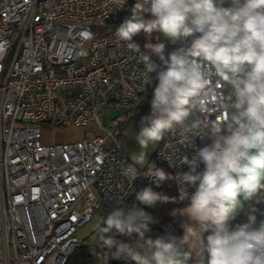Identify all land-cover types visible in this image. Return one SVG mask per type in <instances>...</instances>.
<instances>
[{"label":"built area","instance_id":"1","mask_svg":"<svg viewBox=\"0 0 264 264\" xmlns=\"http://www.w3.org/2000/svg\"><path fill=\"white\" fill-rule=\"evenodd\" d=\"M134 3L0 0V264H65L81 244L77 228L95 212L143 205L135 192L151 188L155 178L143 168L132 182L121 174L132 162L116 138L126 122L120 108L145 107L158 82L152 72L145 85L140 54L114 34ZM154 63L157 71L165 67ZM213 107L189 117L202 122L200 135L183 141L179 133L166 135L146 167L188 171L181 160L208 144L211 124L227 119ZM101 115L110 119L105 127ZM39 124L87 126L88 136L46 143ZM174 187L177 200L189 203ZM185 187L189 195L195 191Z\"/></svg>","mask_w":264,"mask_h":264},{"label":"clouds","instance_id":"2","mask_svg":"<svg viewBox=\"0 0 264 264\" xmlns=\"http://www.w3.org/2000/svg\"><path fill=\"white\" fill-rule=\"evenodd\" d=\"M116 8L126 0H112ZM136 0L131 15L115 26V36L140 54L145 67V85L155 72L157 84L150 101L151 114L142 118L135 139L139 144L132 163L121 174L132 182L145 169L157 183L171 180L178 185V198L189 199L181 211L195 223L184 225V234L146 235L153 218L133 206L114 207L97 216L102 264L117 259L125 264H264V220L253 227L255 217L231 226L230 222L250 201L264 192V0ZM147 14V15H146ZM157 32L180 46L165 58V43L147 42L141 51L133 37ZM189 40L185 46L184 40ZM2 51V49H0ZM154 54L165 65L151 59ZM226 87L225 95L219 88ZM209 103L226 112L227 119L209 126L210 144L198 147L181 160L189 170L175 175L148 163L147 149L179 133L200 135L201 121H189L193 112H206ZM147 120V124L144 123ZM171 159L170 157H165ZM203 169L198 171L199 165ZM186 185L194 186L190 195ZM145 205L176 198L144 187L135 192ZM122 198H117V205ZM113 229L130 238L124 242L107 235ZM208 232L206 237L202 233ZM133 234H135L133 236ZM195 244L190 248V240Z\"/></svg>","mask_w":264,"mask_h":264},{"label":"rangeland","instance_id":"3","mask_svg":"<svg viewBox=\"0 0 264 264\" xmlns=\"http://www.w3.org/2000/svg\"><path fill=\"white\" fill-rule=\"evenodd\" d=\"M135 4V3H134ZM134 4L131 6L130 10L127 13L126 17L131 15V10ZM99 33H105L107 28L100 27L97 29ZM142 41L144 45L147 42L156 43L157 39L163 40L165 43V58H167L168 53L173 51L175 48L180 46V42L172 43L168 39L161 36L159 33L154 32L152 33L151 37L145 36L143 33L141 34ZM189 43V40L186 42V45ZM185 45V43H183ZM185 45V46H186ZM151 59L154 62H158L160 59L158 56L152 54ZM163 63V62H162ZM165 66V65H163ZM120 112L123 115H126V122H123L122 125L119 127L123 130L122 132L116 136L119 140V144L121 149L126 154L125 156L132 162L131 156L137 154L139 151V144L135 139L136 133L139 132L140 125L142 118L148 117L151 114V105L150 102L146 104L144 107H140L139 105L133 104L127 107H121ZM109 117L106 115H101L99 120L101 121L102 125L105 127L110 122ZM144 123L147 124V120H144ZM41 128V137L42 141L46 143H55L56 142H66L71 140H78L88 136V129L87 126H76V127H57L52 125L46 124H39ZM159 142L156 144H150L147 151L149 152L147 159L150 160L151 154L154 153L158 146ZM149 162V161H148ZM98 216L97 212L93 215L91 220L86 221L82 226L77 228L76 236L81 241L82 244L90 245L91 247H99L100 242L98 240V234L94 230V223L96 217ZM109 235V234H107Z\"/></svg>","mask_w":264,"mask_h":264},{"label":"trees","instance_id":"4","mask_svg":"<svg viewBox=\"0 0 264 264\" xmlns=\"http://www.w3.org/2000/svg\"><path fill=\"white\" fill-rule=\"evenodd\" d=\"M141 34L136 35L133 38L135 42H138L144 47L145 45L142 41L143 39ZM162 169L166 173L171 174V172L167 168L162 167ZM151 189L155 192H160L176 199L169 200L168 202L164 203L157 202L154 206L143 204L142 206L138 207V209H142L144 212L149 214L154 221L149 225L150 231L146 233V235L150 237L153 236L155 238L158 236L167 237L169 235L176 237L182 236V218H180L181 214H173V212L181 211L182 208L186 205L180 203L177 200L176 193L174 192L175 187L173 181L166 180L157 183L154 180ZM108 234L117 240L130 242V238L128 236L118 233L115 229H113ZM134 235L135 234H133V236ZM91 259H93V247L81 243L80 246L76 247V249L71 253L68 259L65 260V264H88L92 261ZM108 262L110 264H125V262L117 259H109Z\"/></svg>","mask_w":264,"mask_h":264},{"label":"crops","instance_id":"5","mask_svg":"<svg viewBox=\"0 0 264 264\" xmlns=\"http://www.w3.org/2000/svg\"><path fill=\"white\" fill-rule=\"evenodd\" d=\"M224 6H228V0H225ZM223 89H224L225 95H227V92H228L227 88L224 87ZM207 135H208V132H207L206 136ZM206 141H208V144L211 143V139L208 136H207V140ZM259 196H260L259 200L250 201V202H247L245 204L244 208L230 222L232 227H234L236 224H239V223L248 222V214L252 213V215H253V214L256 213V211H257V214H255L256 215L255 216V223L253 224V227H258L259 226V223L262 220H264V192H261L259 194ZM180 218H182V230L181 231H182V235H183L184 234V225H193L195 222L190 220L187 215H181ZM208 234L209 233L206 231V232L202 233V236L206 237ZM151 238L155 239V237H153V236H151ZM195 243L196 242H195V240L193 238L192 240H190L189 247L191 248ZM102 252H103V249L100 246L99 247H94L93 248V259H91L92 261L90 263H88V264H102V260H101ZM108 264H110V263L108 262ZM190 264H191V262H190Z\"/></svg>","mask_w":264,"mask_h":264},{"label":"water","instance_id":"6","mask_svg":"<svg viewBox=\"0 0 264 264\" xmlns=\"http://www.w3.org/2000/svg\"><path fill=\"white\" fill-rule=\"evenodd\" d=\"M255 214H257V211H256V213ZM255 214H253L254 215V217L256 216Z\"/></svg>","mask_w":264,"mask_h":264}]
</instances>
